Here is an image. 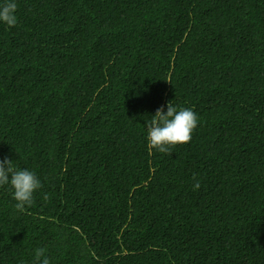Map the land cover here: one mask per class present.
<instances>
[{"label":"trees","instance_id":"16d2710c","mask_svg":"<svg viewBox=\"0 0 264 264\" xmlns=\"http://www.w3.org/2000/svg\"><path fill=\"white\" fill-rule=\"evenodd\" d=\"M15 2L0 161L42 187H0V264H264V0ZM169 102L198 125L149 151Z\"/></svg>","mask_w":264,"mask_h":264},{"label":"clouds","instance_id":"9594fccd","mask_svg":"<svg viewBox=\"0 0 264 264\" xmlns=\"http://www.w3.org/2000/svg\"><path fill=\"white\" fill-rule=\"evenodd\" d=\"M16 11L15 0H5L0 4V22L9 28L14 27L17 24ZM197 125L198 118L193 110L177 109L169 102L166 113L164 108H160L152 119L146 122L147 147L149 151L170 154L172 148L190 142ZM5 185L10 187L12 198L16 201L15 208L20 212L25 210V206L31 207L34 193L42 187L35 173L29 170H15L9 160L0 161V187ZM193 188L198 190L200 183L197 181ZM45 253L43 248L36 249L34 264H50Z\"/></svg>","mask_w":264,"mask_h":264}]
</instances>
